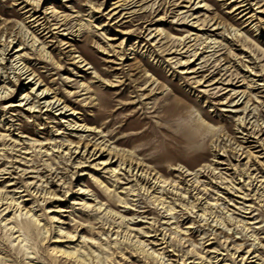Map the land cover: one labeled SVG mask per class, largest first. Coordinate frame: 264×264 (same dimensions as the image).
Segmentation results:
<instances>
[{"label":"rangeland","instance_id":"374dc122","mask_svg":"<svg viewBox=\"0 0 264 264\" xmlns=\"http://www.w3.org/2000/svg\"><path fill=\"white\" fill-rule=\"evenodd\" d=\"M2 206L0 264H264V0H0Z\"/></svg>","mask_w":264,"mask_h":264},{"label":"bare ground","instance_id":"6f19581e","mask_svg":"<svg viewBox=\"0 0 264 264\" xmlns=\"http://www.w3.org/2000/svg\"><path fill=\"white\" fill-rule=\"evenodd\" d=\"M25 75H26V74H25ZM30 79H31V78H30ZM31 83H32V81H31L29 84H31ZM47 98H49V92H43V93L41 94V96H38L39 102H40L41 100H44V99H47ZM56 103H57V102H55L54 104L50 103L48 107H52V108H53V106H55ZM52 105H53V106H52ZM59 107H60V106H59ZM57 108H58V107H57ZM2 204H3V203H2ZM1 208H3V206L0 207V209H1ZM9 209H10V207L7 208V209H5V210H9ZM68 236H69V234H68ZM68 238L73 239V238H71V237H68ZM59 253H60L61 255L69 256V257H73V256H75V253H74V252L66 251V250H63V249H60V250H59Z\"/></svg>","mask_w":264,"mask_h":264}]
</instances>
